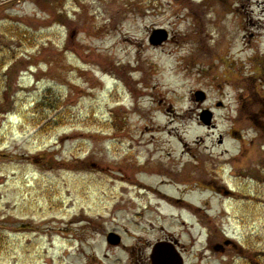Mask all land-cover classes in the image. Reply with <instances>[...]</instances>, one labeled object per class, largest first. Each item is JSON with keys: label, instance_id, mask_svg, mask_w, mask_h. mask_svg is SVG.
<instances>
[{"label": "rangeland", "instance_id": "1", "mask_svg": "<svg viewBox=\"0 0 264 264\" xmlns=\"http://www.w3.org/2000/svg\"><path fill=\"white\" fill-rule=\"evenodd\" d=\"M260 26L264 0H0V264H151L157 247L264 264Z\"/></svg>", "mask_w": 264, "mask_h": 264}, {"label": "bare ground", "instance_id": "2", "mask_svg": "<svg viewBox=\"0 0 264 264\" xmlns=\"http://www.w3.org/2000/svg\"><path fill=\"white\" fill-rule=\"evenodd\" d=\"M260 23H263V21H260ZM263 29H264V27L260 26V30H259V32H257V35H259L260 31H262ZM235 32H236V30H235ZM124 43H125L124 46H132L131 41L125 40ZM175 77L177 78V75ZM153 112L154 113H158L161 116H163L161 109H154ZM143 174H144V177L145 178H150L151 180H153L155 182H157L158 179H159V177H158L159 175L156 172H154V171H152L151 173H143ZM114 181H116L115 183H122L123 182V181L118 180L116 178L114 179ZM161 184L162 185H170L172 190L175 189V187L173 185L169 184V183H163L162 182ZM206 192L207 191L204 190V189H199L197 192L194 191V193L197 196H203L204 194H206ZM148 194L149 195L150 194H153L151 196H154V195L157 196V198H156V200L158 201L157 206H159L160 204H162L167 209L168 212H171L173 214L181 213L183 215L185 214V215H188V216L191 217L192 212H194L193 209H191L189 205L182 204V203H180V204L173 203L171 200L165 198L164 196L162 197V195L160 193H158L157 191H155V192H148ZM223 201L224 200L222 199V202ZM170 218H172V217L171 216H166L165 217V219H167V220H169ZM199 227H201V226L199 225Z\"/></svg>", "mask_w": 264, "mask_h": 264}, {"label": "water", "instance_id": "3", "mask_svg": "<svg viewBox=\"0 0 264 264\" xmlns=\"http://www.w3.org/2000/svg\"><path fill=\"white\" fill-rule=\"evenodd\" d=\"M167 40V33L164 30H154L151 34L149 43L152 46H159L163 42ZM195 99L198 102H203L205 100V95L201 92H198L195 94ZM203 122H205L207 125H209L211 115L209 112H203L201 116ZM106 242L109 245H117L119 243V237H117L115 234H109L106 237ZM172 251L170 250H164L162 248H155L154 249V259L153 264H168V260L172 257Z\"/></svg>", "mask_w": 264, "mask_h": 264}, {"label": "flooded vegetation", "instance_id": "4", "mask_svg": "<svg viewBox=\"0 0 264 264\" xmlns=\"http://www.w3.org/2000/svg\"><path fill=\"white\" fill-rule=\"evenodd\" d=\"M264 87V86H263ZM240 137L238 136V135H236V139H239ZM150 259V258H149ZM150 262H151V259H150ZM176 264H182V260H181V258L179 259L178 258V261H177V263Z\"/></svg>", "mask_w": 264, "mask_h": 264}, {"label": "trees", "instance_id": "5", "mask_svg": "<svg viewBox=\"0 0 264 264\" xmlns=\"http://www.w3.org/2000/svg\"><path fill=\"white\" fill-rule=\"evenodd\" d=\"M41 107V104L36 105V108Z\"/></svg>", "mask_w": 264, "mask_h": 264}]
</instances>
